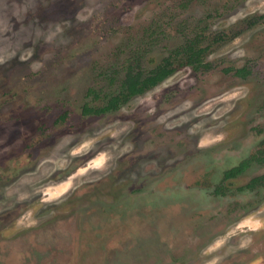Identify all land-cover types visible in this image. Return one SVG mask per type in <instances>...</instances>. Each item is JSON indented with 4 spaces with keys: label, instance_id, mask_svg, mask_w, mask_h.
Wrapping results in <instances>:
<instances>
[{
    "label": "rangeland",
    "instance_id": "obj_1",
    "mask_svg": "<svg viewBox=\"0 0 264 264\" xmlns=\"http://www.w3.org/2000/svg\"><path fill=\"white\" fill-rule=\"evenodd\" d=\"M0 264H264V0H0Z\"/></svg>",
    "mask_w": 264,
    "mask_h": 264
},
{
    "label": "trees",
    "instance_id": "obj_2",
    "mask_svg": "<svg viewBox=\"0 0 264 264\" xmlns=\"http://www.w3.org/2000/svg\"><path fill=\"white\" fill-rule=\"evenodd\" d=\"M200 44L201 40L199 39H192L188 41L171 58H164V60L159 65L147 73H144L141 70L133 71L134 68L129 66L126 72V79L124 81L126 91L130 96H134L142 94L147 90H151L167 79L176 71L177 67L181 65L192 66L195 70L208 68L209 65L204 63V56L207 52V49L201 47ZM174 58L178 60V62L176 61L177 66H174ZM138 61L139 59L136 60V68H140V62ZM236 74L245 78L249 75V71L247 69H238L236 70ZM236 172L238 173L239 171H232L226 175V178L234 176Z\"/></svg>",
    "mask_w": 264,
    "mask_h": 264
},
{
    "label": "flooded vegetation",
    "instance_id": "obj_3",
    "mask_svg": "<svg viewBox=\"0 0 264 264\" xmlns=\"http://www.w3.org/2000/svg\"><path fill=\"white\" fill-rule=\"evenodd\" d=\"M253 158H255V157H251V158H249V159H247V160L242 161V163L239 165L240 167H237V170L239 171L238 174L244 172L245 170H247V169L249 168V166H250V164H251L250 161H251ZM249 163H250V164H249ZM225 176H226V175H225ZM175 182H176V181H175ZM158 183H159V181L156 182V183L154 184V186H155V187H156V185L158 186ZM251 183H252V181H251Z\"/></svg>",
    "mask_w": 264,
    "mask_h": 264
}]
</instances>
